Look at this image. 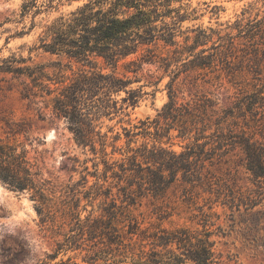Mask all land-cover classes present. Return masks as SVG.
Wrapping results in <instances>:
<instances>
[{
  "label": "trees",
  "instance_id": "trees-1",
  "mask_svg": "<svg viewBox=\"0 0 264 264\" xmlns=\"http://www.w3.org/2000/svg\"><path fill=\"white\" fill-rule=\"evenodd\" d=\"M74 1L83 3L45 24L39 45L31 48L62 57L51 63L54 72L15 54L0 61L1 73L22 78L21 96L40 119L63 121L78 147L100 157L94 171L58 189L19 139L30 131L26 120L0 134V184L30 194L42 223L57 238L36 264H222L214 236L224 235L223 228H211L220 216L215 206L248 212L264 201V0L244 10L227 27L231 31L193 29L194 42L187 36L183 44L176 39L183 33L180 23L193 14L184 0H24L21 17L35 18ZM177 1L182 5L173 7ZM214 38L210 48L196 52ZM168 46L172 49L165 54ZM184 54L194 57L177 66L169 101L155 118L131 127H118L121 119L107 123L147 94L142 87L130 88L133 80L116 72L122 62L137 74L144 63L168 68ZM219 66L233 79L245 70L251 77L240 83L252 84V91L223 110L206 95L177 99L174 82L181 72L196 70L204 79ZM65 68L72 70L70 76ZM139 137L145 139L140 145ZM174 139L181 141V151L173 148ZM235 150L243 155L252 186H239L230 172L216 171ZM116 153L123 157L115 158ZM88 174L97 182L85 190ZM174 186L182 187L183 202L197 211L192 213L196 224L144 227L132 207L148 195L165 198Z\"/></svg>",
  "mask_w": 264,
  "mask_h": 264
},
{
  "label": "rangeland",
  "instance_id": "rangeland-1",
  "mask_svg": "<svg viewBox=\"0 0 264 264\" xmlns=\"http://www.w3.org/2000/svg\"><path fill=\"white\" fill-rule=\"evenodd\" d=\"M23 1L0 0V61L15 54L17 57L31 58L35 64H47L49 65L47 70L54 72L55 67L51 63L61 60L62 57L42 49L31 50V48L39 45V36L45 24L61 14H69L83 1H74L62 6L58 11L44 12L35 18L33 14L22 18ZM256 1L184 0V5L188 4V10L193 14L180 23L183 33H179L176 39L183 44L185 38L189 36L191 38L189 43H193L197 32L191 30L198 28L206 30L213 28L223 30V33L229 32L231 29L227 27L241 18L244 10ZM180 5L182 2L177 1L173 7ZM256 5L260 7L261 3ZM181 12L184 13V10ZM255 12L252 17L255 16ZM33 21L35 27L31 26ZM233 33L235 34L236 31ZM215 40L214 38L206 46H200L196 52L202 48H210ZM163 47L164 42H160V50ZM171 49L172 47L168 46L163 52L167 54V50ZM187 57L189 56L184 54L181 61L168 68L161 63H144L137 74L128 71L125 62H122L116 72L120 76H127L133 80L130 88L142 87L147 94L137 106H130L125 110L126 114H121L107 123L113 125L121 119L122 123L118 127L120 125L131 127L139 125L141 121L148 118H155L169 101V83L177 71V66H181L194 55L188 59ZM63 62L66 63V60ZM238 65L240 68V64ZM65 69L66 76H70L72 70ZM73 69L76 71L77 67L74 66ZM111 70L108 68V71ZM197 74L196 70H188L178 75L174 82L178 100L206 95L214 100L216 109L223 110L230 107L243 93L253 89L252 84L240 83L245 78L249 81L248 78L251 77L245 70L241 74L238 73L237 79H233L231 72L220 69V66L218 71L208 73L204 79L198 78ZM21 82L22 78H13L11 74L0 72V134L5 136L10 124L26 120L30 125V131L26 135H21L19 139L28 144L31 159L39 165L45 177L58 184V189L80 180L88 171H94L93 164L100 162V157L78 147L63 121L49 115L45 119H40L37 110L29 106L28 101L22 98ZM138 140V145L145 141L143 137H139ZM173 142V148L181 151V141L174 139ZM124 144L123 138L119 145ZM114 157L121 158L123 155L116 153ZM86 166L88 170H85ZM102 169L103 164L100 163L99 171ZM216 171L230 172L239 186L244 188L252 186L251 175L244 166L242 153L238 150L231 152L225 161L217 166ZM96 182L95 177L88 174V183L82 189L89 190ZM113 193H117L116 188L113 189ZM182 198V187L174 186L170 188L165 198L148 195L140 198L132 209L135 214L144 219V227H150L151 230L157 226L172 228L184 224L195 225L196 222L192 221V213L197 211L191 210ZM100 202L101 200H97L94 205L96 213L100 212ZM85 203L87 202L84 200L82 204ZM92 208L88 206V210ZM163 210H166L164 218L160 215ZM214 210L220 216L213 218L215 224L211 228L216 230L220 225L224 232V235L214 236L216 252L222 264H264V201L248 212L243 210L231 212L220 205L215 206ZM46 227L47 225L42 223L35 210V202L31 200L30 194L17 193L0 184V264H36L45 259L46 254L52 251L57 239L52 237ZM41 252H43L42 259Z\"/></svg>",
  "mask_w": 264,
  "mask_h": 264
},
{
  "label": "clouds",
  "instance_id": "clouds-1",
  "mask_svg": "<svg viewBox=\"0 0 264 264\" xmlns=\"http://www.w3.org/2000/svg\"><path fill=\"white\" fill-rule=\"evenodd\" d=\"M6 230H8V229H6ZM46 251V250H45ZM40 258L42 259L43 258V252H41V256H40Z\"/></svg>",
  "mask_w": 264,
  "mask_h": 264
}]
</instances>
